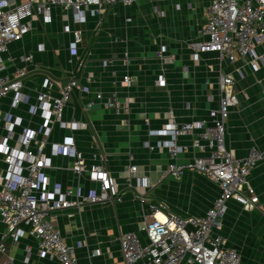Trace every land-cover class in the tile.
Masks as SVG:
<instances>
[{
    "label": "crops",
    "instance_id": "crops-1",
    "mask_svg": "<svg viewBox=\"0 0 264 264\" xmlns=\"http://www.w3.org/2000/svg\"><path fill=\"white\" fill-rule=\"evenodd\" d=\"M23 1L11 0L8 8ZM210 2L137 0L127 7L106 6L98 15L88 11L82 23L76 22L73 11L48 7L38 12L34 5L30 31L20 42L8 45L12 62L7 74L24 71L21 93L25 102L14 104L9 95L0 110L19 123L9 147H15L25 131L45 141L48 166L43 180L48 185L37 197L57 199L58 190L72 189L75 201L78 196L99 193L98 184L71 171V156L52 153L54 145L73 138L87 164L100 162L94 155L102 158L114 183L111 193L122 199L121 203L82 204L53 214L52 225L75 248L79 264H122L119 238L133 233L146 242L143 229L145 216L151 214L149 204L164 206L156 215L160 219L166 213L198 218L212 207L219 189L210 179L194 170L178 177L165 175L171 163H192L204 155L192 147L201 130L176 140L186 149L174 160L165 145L171 141L168 133L173 124L205 120L206 126L211 125L209 114L218 108L220 75L232 76L237 98L226 123V147L237 159L246 158L252 150L264 154V40L248 57L234 63L216 53L192 51L190 43L204 40L200 31ZM4 9L0 7V12ZM76 31L82 33V40L73 48ZM124 77L129 78L128 84ZM47 78L60 88L70 78L79 85L60 119L49 122L37 98ZM95 94L102 99L95 100ZM114 96L128 112L116 114L106 107ZM90 101L94 104L88 108ZM71 123L76 129L70 128ZM5 138L0 131V139ZM131 165L136 167L133 176ZM6 174L0 155V178ZM248 182L245 194L251 209L244 211L229 201L217 234L224 248L237 252L241 264H264V158L251 170ZM141 195L147 199L145 207L137 201ZM6 232L0 220V264H60L51 254L41 256L31 237L3 241Z\"/></svg>",
    "mask_w": 264,
    "mask_h": 264
},
{
    "label": "built area",
    "instance_id": "built-area-1",
    "mask_svg": "<svg viewBox=\"0 0 264 264\" xmlns=\"http://www.w3.org/2000/svg\"><path fill=\"white\" fill-rule=\"evenodd\" d=\"M10 1L0 0V7L6 8L0 12V107L9 95L13 96L14 104L25 102L21 93L25 73L19 69L13 75L7 74L8 65L12 62L7 55L8 45L20 42L30 31L34 5L38 12H46L48 7L73 11L78 16L76 22L82 23L83 15L88 11L98 15L106 6L127 7L137 0H24L8 8ZM200 34L204 37L202 42L189 44L194 52L216 53L230 63H234L237 58L248 57L264 40V0H211ZM73 36L72 47L75 48L82 40V33L76 31ZM30 59V56L25 58V63ZM90 80L87 77V81ZM123 82L128 84L129 78L124 77ZM78 88L74 78H70L61 88L52 79H45L37 93L44 120L60 119ZM218 91V108L209 114L211 125L206 126L205 120L173 124L168 133L171 141L165 145L170 159L174 160L186 149L179 147L176 140L200 129L201 134L193 140L192 147L204 155L195 157L192 163H171L165 175L178 177L186 170L197 171L217 185L219 196L206 214L198 218L166 213L160 219L156 215L164 211V206L149 204L151 214L145 216L147 222L143 229L146 242L143 243L133 233L123 234L119 238L122 264H241L237 252L223 247V240L217 230L227 212L229 201L240 204L244 211L251 209L252 203L245 189L251 170L263 160L264 154L252 150L246 158L237 159L226 147V123L231 110L237 105L232 76H219ZM94 99H102L101 94H95ZM93 104L90 101L88 108ZM106 107L116 114L128 112L115 96L107 101ZM18 124L15 119L3 116L0 110V131L6 136L0 139V155L7 165V174L0 178V220L7 227L2 240L10 238L16 241L24 236L31 237L37 241L41 256L51 254L60 264H79L75 248L67 245L59 230L52 225L53 214L78 208L82 204L121 203L122 199L111 193L114 183L103 166L102 158L94 155L92 158L100 162L96 165L87 164L73 138L54 145L52 153L71 156V171L78 177L85 175L98 184L99 193L78 196L75 201L71 200L72 189H66L64 193L58 190L57 199L37 197V192L48 185L43 180V171L48 166L43 152L45 141H38L37 133L25 131L17 139L16 146L9 147L8 141L14 137L13 130ZM70 128L76 129V125L71 123ZM202 141H205V145ZM129 173L135 175L136 167L129 166ZM137 201L142 207L147 204L145 195L138 196ZM2 247L3 244L0 245Z\"/></svg>",
    "mask_w": 264,
    "mask_h": 264
},
{
    "label": "water",
    "instance_id": "water-1",
    "mask_svg": "<svg viewBox=\"0 0 264 264\" xmlns=\"http://www.w3.org/2000/svg\"><path fill=\"white\" fill-rule=\"evenodd\" d=\"M45 75L49 76L48 74H45ZM49 77H50V76H49Z\"/></svg>",
    "mask_w": 264,
    "mask_h": 264
}]
</instances>
